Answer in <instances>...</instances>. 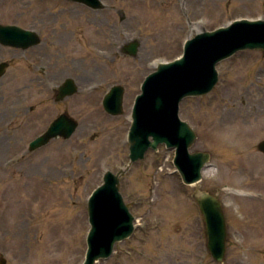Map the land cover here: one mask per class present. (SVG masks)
Here are the masks:
<instances>
[{
  "label": "rangeland",
  "instance_id": "obj_1",
  "mask_svg": "<svg viewBox=\"0 0 264 264\" xmlns=\"http://www.w3.org/2000/svg\"><path fill=\"white\" fill-rule=\"evenodd\" d=\"M104 1L106 7L89 10L66 0H0L1 21L40 22L42 17L40 25L68 23L78 33H89L93 57L88 66L109 79L122 73L127 82L124 111L115 116L102 106L104 87L56 105L47 102L42 115L67 107L79 125L70 138H56L34 151L29 152L28 142L42 129L39 124L31 129L23 115L0 120V255L6 264H83L88 198L106 170L117 172L129 161L132 106L145 76L156 62L181 54L185 40L198 32L236 18H264V0ZM133 38L140 40L137 55H123L119 45ZM66 46L76 56L85 57L87 50L91 55L77 40ZM3 54L14 60L0 79V117L10 112L26 70L21 55L12 56L7 48L0 49ZM78 68L74 71L82 73L81 63ZM218 69L211 91L181 102V117L197 132L190 149L211 153L202 180H182L174 165L175 149L164 144L149 149L120 180L136 216L135 230L97 264H264V152L259 149L264 139V50H239L222 59ZM16 112L24 113V107ZM19 137L23 139L17 142ZM196 188L223 202L228 227L223 262L207 248L205 220L192 196Z\"/></svg>",
  "mask_w": 264,
  "mask_h": 264
},
{
  "label": "water",
  "instance_id": "obj_2",
  "mask_svg": "<svg viewBox=\"0 0 264 264\" xmlns=\"http://www.w3.org/2000/svg\"><path fill=\"white\" fill-rule=\"evenodd\" d=\"M94 8L101 7L100 0H79ZM34 32L15 24L0 23V42L26 46V38ZM31 42H38L34 39ZM139 39L126 43L124 52L136 55ZM264 49V19H237L215 30H204L186 40L182 56L162 62L150 73L137 96L128 133L130 161L118 173L106 171L103 183L92 193L88 202L91 228L87 235V252L83 264H96L100 258L109 257L115 243L132 234L134 215L119 189L120 177L130 165L145 156L149 147L156 149L161 142L176 147L175 165L186 183H197L202 178V168L210 159V152L190 151L197 137L191 125L180 119L179 104L187 95H201L213 89L219 80L217 63L241 49ZM0 72H2L0 70ZM67 84V83H66ZM65 84V85H66ZM62 94L73 93L75 86ZM115 89V88H114ZM111 90L104 99L105 108L113 113L122 112L121 91ZM119 91V90H118ZM123 94V93H122ZM77 121L62 114L45 134L32 142V147L46 143L59 134L68 137ZM264 151V139L259 143ZM193 196L199 203L206 222L207 247L217 261L226 254L227 224L220 199L208 190L196 188ZM0 263L7 259L0 257Z\"/></svg>",
  "mask_w": 264,
  "mask_h": 264
},
{
  "label": "flooded vegetation",
  "instance_id": "obj_3",
  "mask_svg": "<svg viewBox=\"0 0 264 264\" xmlns=\"http://www.w3.org/2000/svg\"><path fill=\"white\" fill-rule=\"evenodd\" d=\"M66 2L68 4L76 3L77 5L88 8L89 10L93 9L88 5L74 0H66ZM40 18L42 21L44 20V18ZM42 21L38 22L34 20L25 23L20 19L3 21L18 24L24 29L32 30L35 34L26 38V43L28 45L24 48L3 45L0 43V49L7 48L11 52L12 56L21 55L26 67L23 74V84L17 91V96L12 99L11 106H9L11 113L9 112L5 114L4 111L0 120L5 119L8 115L9 120L12 121L19 117V115H23V122L28 123L27 125H30L31 129L32 127H37L36 124H39V127H42L36 136L45 132L52 121L55 120L61 113H66L75 117L69 112L67 107H64L62 110L57 107V113L51 114V112L46 115L48 117H45V114H42L44 113L47 102L49 105H51V103H55L56 105L63 102L66 98H69L73 94H79V92L91 94L97 87H104L101 95L103 100L106 92H108V90L114 85L123 87V91L125 93V84L127 83L125 78L122 77V73H119L117 77L109 79L107 76L102 74V70H100V72L98 70L95 71L93 67L88 66L87 61L89 57H93V52L90 48V41L88 38V35H90L89 33L85 31L78 33L73 29V27L69 26L68 23L67 25L62 24L61 27H59L47 24L40 25ZM87 30L89 31V29ZM77 34H79L78 37H76ZM34 39H38V42H31V40ZM73 40H77L79 41V44H84L85 47H88L91 55H88V50L84 54L85 57H83V55L76 56L73 54L74 52L66 46ZM100 50L102 52L104 51L102 48ZM118 50L124 55L122 45H119ZM98 52L100 54L102 53L100 51ZM94 54L99 57V55L95 52ZM12 60H14V57L9 59L5 58L4 54L3 56H0V70L2 71L0 72V79L7 73V69L11 66ZM80 63L83 72L77 73L75 71H78L77 69L80 68H78V64ZM64 85V90L67 89V91H69V89L75 86V91L73 93H66L63 95L61 87ZM22 107H24V113L16 112L17 109ZM107 113L111 116H115L109 112ZM35 137L30 139L28 142L29 152L36 150H32L29 147L30 142ZM61 137L64 139L70 138H65L59 135L57 137L50 138L46 144L40 146L39 148H42L48 145L52 140ZM21 139L23 138L19 137L17 142Z\"/></svg>",
  "mask_w": 264,
  "mask_h": 264
},
{
  "label": "bare ground",
  "instance_id": "obj_4",
  "mask_svg": "<svg viewBox=\"0 0 264 264\" xmlns=\"http://www.w3.org/2000/svg\"><path fill=\"white\" fill-rule=\"evenodd\" d=\"M237 192H239V191H237ZM240 193V192H239ZM242 193V192H241Z\"/></svg>",
  "mask_w": 264,
  "mask_h": 264
}]
</instances>
